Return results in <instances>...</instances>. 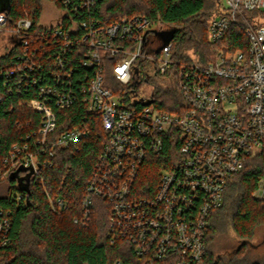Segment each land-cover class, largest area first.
<instances>
[{"label":"built area","instance_id":"obj_1","mask_svg":"<svg viewBox=\"0 0 264 264\" xmlns=\"http://www.w3.org/2000/svg\"><path fill=\"white\" fill-rule=\"evenodd\" d=\"M97 3H52L55 21L35 32L30 17L10 27L8 11L0 10L5 43L0 58L15 51L11 63L0 65V80L19 76L20 87L33 85V98L23 105L41 116L37 131L0 155V181L15 171L37 176L42 165H53L56 150L89 137L84 122L51 140L58 125L55 111L83 105L101 117L106 140L82 200L81 224L88 222L94 199L101 198L111 204L109 237L133 248L136 261L125 264H197L206 255L211 212L223 205L229 180L256 156L263 160V173L253 196L264 199V0H219L209 42L215 46L239 27L247 48H218L206 64L176 61L173 42L162 44L147 17L103 25L94 15ZM45 41L52 55L42 64L38 55ZM109 58L113 76L125 87L118 93L104 85ZM153 78L164 89H177L183 105L176 112L159 108L153 92L137 94L142 81ZM167 140L179 142L176 158L161 172L154 194L140 196L135 188L143 167L150 155L165 151ZM26 197L12 195L18 203ZM58 205L65 207L62 200ZM11 226V213L0 207V248L10 243Z\"/></svg>","mask_w":264,"mask_h":264},{"label":"trees","instance_id":"obj_2","mask_svg":"<svg viewBox=\"0 0 264 264\" xmlns=\"http://www.w3.org/2000/svg\"><path fill=\"white\" fill-rule=\"evenodd\" d=\"M46 2L59 5V0H5L0 10L8 11L10 27L19 19L30 17L32 31H42L40 21ZM97 4L94 15L103 25L124 17L144 16L156 27L162 44L167 34L174 30L173 58L179 62L206 64L213 60L218 48L228 47L230 51L247 48L239 27H232L217 45L209 42V24L219 11V0H99ZM46 42H40L38 56L42 64L52 55ZM14 54L12 51L0 58V65L11 63ZM113 63L111 58L105 61L104 85L118 93L125 87L122 88L113 76ZM137 66L143 67L141 62ZM19 81V76L0 80V155L7 153L13 144L23 142L41 124V116L23 105L33 98L35 88L33 85L20 87ZM153 94L159 108L166 111L176 112V107L183 105L176 88L158 86ZM55 112L58 125L51 140L84 122L92 133L67 149L56 150L51 158L53 165H42L37 176H16L15 171L7 181H0V207L11 213L12 220L10 243L0 248V264L134 263L133 248L109 237V202L95 198L88 222L81 224L82 200L106 140L101 117L87 112L85 106L79 104ZM96 132L103 134L102 139L95 137ZM178 148V141L167 140L163 153L148 157L135 188L140 196L154 194L161 172L175 160ZM262 173L263 160L256 156L249 159L241 173L229 180L223 205L209 217L206 255L197 264H264V260L252 257L248 244L264 226V202L253 196ZM27 185L29 193L25 190ZM16 191L25 193L27 201L18 203L12 199ZM58 200L64 201V208L59 209ZM229 232L238 239L236 247L223 240Z\"/></svg>","mask_w":264,"mask_h":264},{"label":"rangeland","instance_id":"obj_3","mask_svg":"<svg viewBox=\"0 0 264 264\" xmlns=\"http://www.w3.org/2000/svg\"><path fill=\"white\" fill-rule=\"evenodd\" d=\"M5 0H0V6ZM58 11L56 8L53 6L52 3L46 2L44 5V12L42 15V19L40 21V25L44 27V25H48L53 23L57 17ZM4 41H0V50L4 46L5 43ZM158 86H162V83L157 79H150L148 82L142 81V83L138 86L137 91L139 95H149L152 92L155 91V89ZM264 202V199H260ZM236 235L232 232H229L228 235L224 237V242L232 244V247H236L237 244H239L238 239H236ZM248 244L250 245V248L252 249V257L256 259L257 261H263L264 260V226L260 227L256 233V237L249 241ZM217 251V250H216Z\"/></svg>","mask_w":264,"mask_h":264},{"label":"water","instance_id":"obj_4","mask_svg":"<svg viewBox=\"0 0 264 264\" xmlns=\"http://www.w3.org/2000/svg\"><path fill=\"white\" fill-rule=\"evenodd\" d=\"M174 34H175L174 30H172V32L170 31L169 34H167V37L164 38V45L168 44L173 39ZM151 103H152V101H147L144 104L149 105ZM25 190L29 193V186L28 185L25 187Z\"/></svg>","mask_w":264,"mask_h":264}]
</instances>
